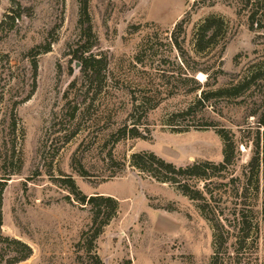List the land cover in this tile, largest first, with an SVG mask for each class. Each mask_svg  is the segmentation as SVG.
I'll return each mask as SVG.
<instances>
[{
	"label": "rangeland",
	"instance_id": "obj_1",
	"mask_svg": "<svg viewBox=\"0 0 264 264\" xmlns=\"http://www.w3.org/2000/svg\"><path fill=\"white\" fill-rule=\"evenodd\" d=\"M227 2L89 0L88 14L95 40L93 49L106 54L111 67H129L146 36L157 34L159 41L165 42L174 24L186 17L184 46L189 50L194 25L209 14H220L232 22L222 54V67L228 73L238 72L252 60L264 56V41L247 29L244 19L235 15L234 5ZM16 3L24 8V13L14 22L6 21L0 25V71L6 69L5 73L9 71L18 76L24 85L23 92H26L32 82L28 51L45 41H52V45L49 52L37 58L33 95L17 107L24 131L22 168L19 174L11 176L4 188L0 233L26 243L31 254L14 264L86 263L83 238L91 229V207L75 201L64 183L55 181L54 178L63 177L61 174L70 175L78 189L87 196H111L118 202L115 215L93 244V251L104 264H121L127 260L130 264H207L212 253V229L200 215L196 203L173 186L155 181L127 163L129 155L138 151L153 152L176 166L196 160L215 163L222 160L223 143L214 129L172 132L162 125L167 113L186 106L193 95L163 97L144 121L150 131L147 139H128L116 144L114 156L126 163L118 176L104 181L79 176L71 166L73 155L76 153V157H80L83 154V146L78 148L79 143L87 134L93 140L96 134L107 132L102 121L97 124L87 122L65 142V135L70 134L65 130L69 127L63 125L65 127L59 128L64 120V91L78 74V64L71 62L68 53L80 40L79 2L0 0V21ZM70 66L72 75H69ZM196 78L204 80V75L197 73ZM226 80L227 77H220L218 84ZM15 83L16 79H13L11 84ZM260 94L264 99V85ZM111 100L120 102L123 109L118 113V120H122L129 108L128 97L123 95ZM249 101L244 102L241 98L219 100L216 111L221 110V120L229 126L228 121L243 120L245 105ZM257 129V117H248L241 126L233 127L237 138L243 136L245 140L244 145L240 144L238 166L246 165L260 135L258 206L264 210V136L261 134L263 128H260V134ZM93 153L96 151L85 152L88 160ZM240 170L238 168V172ZM263 216L264 212L255 248H247L254 251L251 261L255 264H264ZM15 255L14 245L0 241V264Z\"/></svg>",
	"mask_w": 264,
	"mask_h": 264
},
{
	"label": "trees",
	"instance_id": "obj_2",
	"mask_svg": "<svg viewBox=\"0 0 264 264\" xmlns=\"http://www.w3.org/2000/svg\"><path fill=\"white\" fill-rule=\"evenodd\" d=\"M88 1L78 0L80 40L68 53L71 62L78 64V74L64 91V120L59 128L65 127L63 125L69 127L68 130L63 128L70 131L69 135H65V142L87 122L97 124L102 121L107 126V132L96 134L93 140L87 134L78 147L83 146V154L76 157L75 153L71 166L79 176L87 179L104 181L118 176L126 163L114 156L116 144L128 139L146 140L150 131L144 121L148 112L155 109L163 97L193 95L186 106L167 113L162 125L172 132L214 129L223 143L222 160L218 163L196 160L176 166L153 152L138 151L129 155L128 166L155 181L173 186L196 203L200 215L212 229V253L207 264H255L251 261L254 251L249 249L255 248L264 212L258 206L260 135L254 142L246 165L238 166L240 144L245 140L243 136L237 138L233 127L241 126L248 117H257V133L260 134L259 130L263 128L261 134L264 136V99L260 94L264 85V56L252 60L238 72H226L222 67V54L232 22L220 14H209L194 25L189 50L184 46L188 24V19L184 17L174 24L165 42L159 41L157 34L148 35L142 40L129 67L120 65L113 68L106 54L93 49L95 40L92 38ZM227 3L234 5L235 15L244 19L247 29L264 41V0H228ZM13 5L0 25L6 21L14 22L24 13L19 3ZM51 45L52 41H45L28 51L32 82L26 92H23L24 85L18 76H13L8 70L5 73L6 69L0 71V223L4 188L11 176L19 174L22 168L24 131L17 107L33 95L37 58L49 52ZM5 59L8 65V57ZM197 73H202L204 80L197 79ZM72 74L70 66L69 75ZM220 77H227V80L219 85ZM13 79H16L15 84H11ZM123 95L128 97L129 108L122 120H118V113L123 108L119 106L120 102L111 99H120ZM238 98L250 101L245 105L243 120L228 121L231 124L228 126L221 120V110L216 111L217 104L219 100ZM210 112L215 113V117ZM86 151L96 153L88 160ZM61 175L63 177H56L55 181L63 182L75 201L91 207V229L83 238L87 253L85 264H104L93 251V244L115 215L118 202L111 196H87L78 189L70 175ZM0 241L16 248V255L6 260L5 264L25 260L31 254V248L16 238L0 233ZM121 264H130V261Z\"/></svg>",
	"mask_w": 264,
	"mask_h": 264
}]
</instances>
